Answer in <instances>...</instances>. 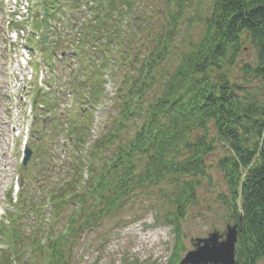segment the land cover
Returning <instances> with one entry per match:
<instances>
[{
	"label": "rangeland",
	"instance_id": "obj_1",
	"mask_svg": "<svg viewBox=\"0 0 264 264\" xmlns=\"http://www.w3.org/2000/svg\"><path fill=\"white\" fill-rule=\"evenodd\" d=\"M83 1L78 10L72 9L66 0L60 3L59 6L62 9L57 17L61 18L62 25L61 27L59 24L56 25V21L52 23L60 29L59 33L56 32L61 40L60 42L57 39L58 48L63 49L71 44L85 56L80 60L73 59L55 67L51 75L53 88L50 89L49 96L54 99V104L58 102L52 109L55 108L54 123L58 127L61 125V128L55 125L47 127V135L40 141L38 153L32 154L26 166H22L21 162L22 140H16L15 135L18 131L15 133L14 128L16 130L21 128L18 120L25 123L21 116L26 110L24 103L30 98L23 99V104L18 100V104L15 102L9 104L0 69V220L4 211L19 214L20 221H15L21 224L22 231L28 235L35 231V227L42 228L46 234V227L52 221L51 206L47 200L59 190L64 181L68 180V167L72 159L77 158V155L79 159L77 158V162L75 159V162L79 165L85 167L87 162L92 163V166L95 165V162L86 158L89 144L104 135L107 129L120 120L118 113L121 99L118 89L121 88L125 78L138 73L139 66L146 58L147 48H151V43L160 38L164 39L165 35L171 31L173 18L181 17L177 23V31L171 40L170 51L160 62L158 71L153 73L152 80L149 81L153 82L154 88L149 96L161 91L164 81L170 73L174 72L182 56L201 41L204 35L205 19L210 15L213 6V0H188L184 2L182 13L177 15L180 11V0H135L136 11H128L120 17L121 15L116 12L111 14L108 0H103L101 11L109 15L105 17L108 19L106 24L109 28L107 29L101 26V23L93 22L95 10H89L91 4H84ZM63 7H65L64 10ZM53 10L57 12V6ZM65 22L68 24L66 27ZM73 23H75L74 26ZM122 25L124 29H121ZM116 27L120 32L114 31ZM87 29H89L88 34ZM64 31H67V34ZM82 35L85 37L84 43L77 44L78 38ZM109 38L111 44L105 43ZM89 39L90 42L86 41ZM81 47H85L86 50L82 51ZM0 56L3 57V53H0ZM133 60L135 63L132 62ZM92 61L94 64H91ZM100 64L103 66V71L97 67ZM255 66L256 51L246 41L240 47L233 65L228 66V61H224L221 73L213 71L211 78H214V74H225L227 80L240 89L238 91L240 96L259 108L264 103V82L250 72V68ZM97 71L101 72L100 75L104 77V81L103 95L95 105V103H89L87 98L91 96L89 92L93 85V76L97 75ZM16 79L20 82L21 74L16 75ZM72 92H74L73 95ZM68 93L70 96H67ZM70 104L72 109L68 111L66 105ZM17 107L21 108L22 113ZM17 113L20 115L16 118ZM91 114H93L92 133L90 138L89 133L84 136L85 143L88 142V144L77 147L74 143L65 145L66 140L62 136L65 135L64 125L79 128L88 123L85 121ZM139 120L140 117L134 115L125 122L119 141L107 148L105 157L110 156L118 145L132 135ZM25 126L27 125L23 124V127ZM208 127V142L214 141V151L205 157L207 178L199 180L200 186L195 189L194 199L188 207L187 215L179 221L180 236L178 238L172 226L164 222L166 215L174 214L171 203L169 204L163 196L170 194L174 188L164 182L157 187L150 186L131 193L129 200L122 203L113 214L93 220L90 226H84L81 232L78 231L72 236L70 264H179L187 252L193 249L191 240L205 238L215 229L222 232L227 224L235 223L226 182L217 166L218 161L227 154L228 146L218 142L213 123H209ZM38 128L42 129L41 123ZM199 135L200 133L197 132L193 139ZM103 161L104 159L102 161L97 159L96 166H100ZM80 170L81 173L78 172L76 181L78 179L80 181V176L85 181L88 173L85 169L80 168ZM82 186L83 183H80L76 188L78 192L81 191ZM9 188L13 197L10 207L6 202ZM21 190L24 191V201L33 200L36 210L32 211L26 206L21 207V202L17 201H20L18 194ZM220 196H228L226 197L228 200L221 202ZM86 203L84 208L69 203L61 209L62 218L56 223V231L62 230L67 216L71 213L77 218L80 217L77 212L80 208L88 213L94 201L91 202L88 198ZM102 205V203L97 205L94 211L99 210ZM84 220V217H80L76 226L79 227ZM140 224L153 226H151L152 230L145 232L144 240L147 244L143 251L135 254L133 240L128 237V233ZM7 227L10 231V226ZM4 242L0 240V248L8 243ZM37 264H41L40 259H37ZM258 264H264V260H260Z\"/></svg>",
	"mask_w": 264,
	"mask_h": 264
},
{
	"label": "trees",
	"instance_id": "obj_2",
	"mask_svg": "<svg viewBox=\"0 0 264 264\" xmlns=\"http://www.w3.org/2000/svg\"><path fill=\"white\" fill-rule=\"evenodd\" d=\"M121 1L123 11L133 3V0ZM187 1L180 0L177 15L182 13ZM174 18L169 35L174 33L179 21V16ZM168 40L169 36L163 50L155 52L154 62L143 66L124 95L122 116L125 121L129 115L140 117L136 130L104 163L107 167L96 171L91 168L82 194L75 190L79 172L76 170L75 177L51 196L53 215L57 219L56 208L66 206L67 202L85 201L87 197L103 204L98 216L113 214L129 200L131 193L166 182L174 188L170 194L163 195L171 203L174 214L166 215L164 221L173 226L178 238L179 221L187 215L199 180L207 178L205 157L214 151V141L208 142V125L213 123L218 142L228 146L227 154L217 166L226 182L230 207L236 221L242 214L243 230L238 237L235 264H258L264 260V103L259 108L248 103L225 74L211 76L213 71L221 73L224 61L232 66L240 47L247 41L256 51V66L250 72L264 82V0H213L211 13L205 19L203 38L182 56L161 91L149 96L154 90L153 82H149L151 74L164 58ZM154 44L159 48L161 41ZM44 103L50 111L52 106ZM70 130L76 136L75 144H83L87 127L84 134L80 129ZM197 132L199 137L193 139ZM118 136L119 129L108 132L94 145L91 159L101 155L104 147ZM71 171L74 173L75 169ZM228 196H220L221 202L228 200ZM20 198L21 207L37 209L33 200L24 201V191ZM8 215L10 231L4 224L0 225V237L8 242V248L0 250V264H36L43 253V264H68L66 234L53 237L51 230L41 246V229L36 227L33 234H25L21 224L15 221L19 214ZM67 222L71 225V221ZM70 232L67 226L65 233ZM27 249L31 255L25 262Z\"/></svg>",
	"mask_w": 264,
	"mask_h": 264
},
{
	"label": "water",
	"instance_id": "obj_3",
	"mask_svg": "<svg viewBox=\"0 0 264 264\" xmlns=\"http://www.w3.org/2000/svg\"><path fill=\"white\" fill-rule=\"evenodd\" d=\"M27 157L25 162L29 157ZM241 220V217L239 218ZM242 228L227 225L223 233L213 230L206 238L191 240L193 250L179 264H235V244Z\"/></svg>",
	"mask_w": 264,
	"mask_h": 264
}]
</instances>
